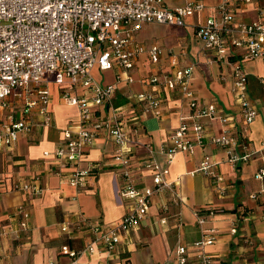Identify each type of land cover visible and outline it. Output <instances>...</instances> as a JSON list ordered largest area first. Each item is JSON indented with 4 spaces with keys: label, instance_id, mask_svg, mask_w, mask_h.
<instances>
[{
    "label": "crops",
    "instance_id": "crops-1",
    "mask_svg": "<svg viewBox=\"0 0 264 264\" xmlns=\"http://www.w3.org/2000/svg\"><path fill=\"white\" fill-rule=\"evenodd\" d=\"M162 1L167 7L184 3V0ZM198 1L206 9L187 17L184 26L145 23L133 34L134 40L145 48L154 44L162 50L157 65L149 63L145 52L139 53L131 71L133 81L118 84L111 100V108L120 115L128 134L134 185L139 188L151 185L150 171L141 167L146 146L153 150L154 160L163 164L159 148L170 141L180 118L193 112L188 106L191 99L195 110L212 105L218 110L217 116L226 117L223 126L236 138V152L249 154L246 161L231 165L223 150L208 142L221 131L217 116L199 118L204 129L203 143L195 146L191 154L177 153L165 174L179 201L170 200L166 190L151 195L145 217L134 229L117 234L118 241L111 252L98 248L72 262L67 251L81 249L90 240L83 220L111 225L120 219L124 208L116 195V171L110 165L112 145L105 131L95 134L77 165L81 169L95 167L94 175L83 187L69 186L68 169L59 166L52 154L42 156L43 151L51 153L59 144L64 128L78 122L77 108L60 98L59 86L48 82L47 112L33 116L35 124L28 132H20L11 147L0 148V264H174L175 247L197 240L207 228L213 229L214 241L203 251L211 257V264H264V174L254 177L257 169L264 168V60L240 62L246 72L249 102L257 109L255 118L242 127L231 93L230 65L213 60L193 33L219 0ZM229 6L235 23L264 22V0H236ZM171 59L177 67L191 68L188 80L191 95L182 96L160 85L159 115H144L129 96L148 91L147 79L151 74L158 77L171 74ZM91 76L99 84L114 80L112 70L92 69ZM111 108L106 105L93 109V119H107ZM203 155L214 162V174L221 178L218 183L196 171ZM33 177L38 178L42 187L39 194L12 188L14 183ZM218 187H222L221 193ZM207 208L219 212L204 216V223L198 225L195 215L203 214ZM21 220L26 223L23 229L18 226ZM61 225L67 226L65 232L60 231ZM13 233L17 236L13 237ZM195 253L187 251L188 264H198Z\"/></svg>",
    "mask_w": 264,
    "mask_h": 264
},
{
    "label": "built area",
    "instance_id": "built-area-1",
    "mask_svg": "<svg viewBox=\"0 0 264 264\" xmlns=\"http://www.w3.org/2000/svg\"><path fill=\"white\" fill-rule=\"evenodd\" d=\"M231 2L236 0H219L211 7L209 15L194 27L193 33L213 60L230 65L231 93L242 127H246L255 118L257 109L249 102L246 72L240 62L254 58L264 60V22L235 23ZM204 9L206 7L198 0H184L183 5L177 7H167L162 0H0V148L11 147L20 132H28L35 124L33 116L47 112L48 82L59 86L60 98L78 111V122L61 131V141L55 149L51 153L42 152L44 157L52 154L59 166L68 169L66 183L69 186L83 187L94 175L95 167L81 169L77 165L98 131H105L112 145L110 165L116 171V195L124 212L111 225L83 220L90 240L81 249L67 251L72 262L81 254H91L98 248L111 252L118 241L117 234L134 229L145 217L151 195L166 190L170 200L179 201L172 183L165 179L167 167L177 153L191 154L195 146L203 143L204 129L199 118H214L218 110L212 105L195 110V102L189 100L188 106L193 112L180 118L170 141L159 148L163 164L154 160L153 150L146 146L147 154L141 167L150 171L151 185L139 188L134 185L131 173L128 134L119 120L120 115L111 108V100L118 84L133 81L131 71L139 53L145 52L150 64L159 63L162 50L158 46L145 48L133 38L142 24L182 27L187 17ZM169 64L171 74L161 77L151 74L147 79L149 90L129 96L144 115H159L157 87L160 85L182 96L191 95L188 90L191 68L177 67L174 59ZM92 69L112 70L113 82L96 83L91 76ZM78 90L85 93L77 94ZM106 105L111 108L109 117L93 119V109ZM217 117L222 124L221 131L208 142L220 147L231 165L246 161L249 154L236 152V138L223 126L226 117ZM213 166L210 156L203 155L196 171L218 183L221 178L214 174ZM263 174L264 168H259L254 177L260 178ZM37 181L38 178L33 177L14 183L12 188L39 194L42 187ZM217 191L221 193L222 187ZM202 213L195 215L198 225L204 223V216L216 212L207 208ZM163 222L161 219L160 223ZM18 226L25 228V220L19 221ZM66 230V225L60 226V231ZM230 232L234 233V228ZM16 236L13 233V237ZM213 241V229H204L197 240L175 247L174 264H188L187 251L190 250L196 252L198 264H211V257L203 248Z\"/></svg>",
    "mask_w": 264,
    "mask_h": 264
},
{
    "label": "trees",
    "instance_id": "trees-1",
    "mask_svg": "<svg viewBox=\"0 0 264 264\" xmlns=\"http://www.w3.org/2000/svg\"><path fill=\"white\" fill-rule=\"evenodd\" d=\"M212 209H213V210H214L216 213H217V212H219V210H218V209H215V208H212Z\"/></svg>",
    "mask_w": 264,
    "mask_h": 264
}]
</instances>
